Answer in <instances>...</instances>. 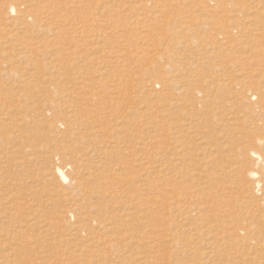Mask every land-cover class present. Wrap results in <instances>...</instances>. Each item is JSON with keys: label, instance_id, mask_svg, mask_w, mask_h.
<instances>
[{"label": "rangeland", "instance_id": "obj_1", "mask_svg": "<svg viewBox=\"0 0 264 264\" xmlns=\"http://www.w3.org/2000/svg\"><path fill=\"white\" fill-rule=\"evenodd\" d=\"M0 264H264V0H0Z\"/></svg>", "mask_w": 264, "mask_h": 264}, {"label": "bare ground", "instance_id": "obj_2", "mask_svg": "<svg viewBox=\"0 0 264 264\" xmlns=\"http://www.w3.org/2000/svg\"><path fill=\"white\" fill-rule=\"evenodd\" d=\"M16 6H14V5H12L11 6V12L12 13H16ZM253 155L257 158V159H261L260 158V154L258 153V152H256V151H253ZM57 171H58V173H59V175L61 176V178L64 180V181H68V177H67V175L65 174V172H64V170L63 169H61V168H58L57 169ZM250 175L252 176V177H257V173L255 172V171H252L251 170V172H250ZM257 184L260 186V180L258 179L257 180Z\"/></svg>", "mask_w": 264, "mask_h": 264}]
</instances>
